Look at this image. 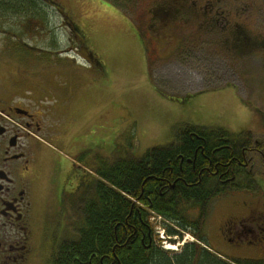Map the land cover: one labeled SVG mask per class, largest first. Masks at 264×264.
<instances>
[{
  "label": "rangeland",
  "instance_id": "374dc122",
  "mask_svg": "<svg viewBox=\"0 0 264 264\" xmlns=\"http://www.w3.org/2000/svg\"><path fill=\"white\" fill-rule=\"evenodd\" d=\"M51 1L80 31L71 30L60 12L46 7L58 45L55 51L64 59L66 54L74 57L67 58L71 62L59 63L68 71H55L54 60L37 62L40 66L13 60L0 64V88L21 96L33 89V98L42 99L48 107L52 105L50 85H54V78L59 91H73L71 105L81 111L89 144L94 145L95 153H89L93 155L90 171L99 159L139 158L151 148L170 143L179 124L263 133L257 112H264V0H176L179 12L169 35L156 15L166 0H111L133 23L142 41L126 19L103 8L98 0ZM3 35L0 29V44L4 43ZM178 38L181 47L173 51ZM168 41L169 45H164ZM49 42L41 39L36 44L45 50L51 48ZM74 44L86 55L90 51L99 65L77 56ZM39 54L33 52V58ZM46 57L53 59L52 55ZM32 64L48 69V75L34 76ZM234 197L235 203L248 198L242 194ZM225 202L217 198L210 206L204 228L210 250L221 258L264 259L250 249L224 242L220 227L230 216L241 214L231 211L228 200ZM80 203L67 205L64 213L67 211L69 220L61 219L63 210L57 212L54 205L46 219L48 229L77 230L82 222ZM40 224L45 226L43 221ZM172 239L174 243L162 246L173 253L194 241L185 233Z\"/></svg>",
  "mask_w": 264,
  "mask_h": 264
},
{
  "label": "trees",
  "instance_id": "16d2710c",
  "mask_svg": "<svg viewBox=\"0 0 264 264\" xmlns=\"http://www.w3.org/2000/svg\"><path fill=\"white\" fill-rule=\"evenodd\" d=\"M104 1L117 6L111 0ZM46 7L60 12L64 24L80 32L51 0H0V21L9 25L5 28L0 22L4 31L0 64L13 60L39 64L54 60L56 71L64 69V65H59L61 61L73 58L66 54L64 59L55 51L58 45ZM40 37L49 40L52 49L38 48L36 42ZM75 50H79L77 45ZM37 51L40 54L33 58V52ZM46 55H52L53 59ZM87 55L90 58L84 59L86 62L99 65L90 51ZM38 63L35 66H40ZM33 68L30 71L34 76L48 75V69ZM222 135L226 137L228 131L179 124L173 129L170 143L151 148L139 158L128 156L114 162L100 159L95 162L91 170L95 177L92 194L80 208L82 222L77 228L80 239L64 244L55 264H264V259L221 258L210 250L204 237L213 200L242 192L207 181L215 168L224 172L237 159L236 154L230 155L227 150L210 153L207 144ZM152 214L161 217L166 237L181 238L185 233L194 241L183 244L176 253L162 249L161 243H156L149 220Z\"/></svg>",
  "mask_w": 264,
  "mask_h": 264
},
{
  "label": "flooded vegetation",
  "instance_id": "af4514ba",
  "mask_svg": "<svg viewBox=\"0 0 264 264\" xmlns=\"http://www.w3.org/2000/svg\"><path fill=\"white\" fill-rule=\"evenodd\" d=\"M175 4L178 1L166 0L156 10L168 35L179 12ZM180 47L178 38L173 51ZM80 48L76 55L89 60ZM67 71L64 67L62 72ZM55 80L49 107L33 98V89L21 96L0 88V264H55L63 245L80 239L78 230H50L46 221L54 205L57 212L63 210L61 219L69 220L67 205L81 201V206L88 199L93 177L89 153H95L81 111L71 105L75 93L59 91ZM257 113L263 133L228 131L207 144L210 153L227 150L237 158L224 172L215 168L207 181L242 189L222 198L231 211L241 214L226 219L220 232L224 242L264 258V112ZM238 194L248 196L247 201H232Z\"/></svg>",
  "mask_w": 264,
  "mask_h": 264
},
{
  "label": "crops",
  "instance_id": "0c3cea01",
  "mask_svg": "<svg viewBox=\"0 0 264 264\" xmlns=\"http://www.w3.org/2000/svg\"><path fill=\"white\" fill-rule=\"evenodd\" d=\"M99 3L102 4L103 8H106L107 10H110L112 12H114L115 14H117L118 16H120L121 18H124L127 20L128 23L131 24V27L133 28V30L135 31L137 37L140 39V41H142V36L140 35V33H138V30L136 29V27L133 25V23L131 21H129L119 10H117L114 6L107 4L106 1L104 0H98ZM106 4V5H105Z\"/></svg>",
  "mask_w": 264,
  "mask_h": 264
},
{
  "label": "built area",
  "instance_id": "2783aa9c",
  "mask_svg": "<svg viewBox=\"0 0 264 264\" xmlns=\"http://www.w3.org/2000/svg\"><path fill=\"white\" fill-rule=\"evenodd\" d=\"M151 221L155 224V230L157 233H159L162 236V230L160 228L161 225V218L157 216L151 217Z\"/></svg>",
  "mask_w": 264,
  "mask_h": 264
},
{
  "label": "water",
  "instance_id": "95a60500",
  "mask_svg": "<svg viewBox=\"0 0 264 264\" xmlns=\"http://www.w3.org/2000/svg\"><path fill=\"white\" fill-rule=\"evenodd\" d=\"M168 242H169V243H174L175 240H173V239H168Z\"/></svg>",
  "mask_w": 264,
  "mask_h": 264
},
{
  "label": "bare ground",
  "instance_id": "6f19581e",
  "mask_svg": "<svg viewBox=\"0 0 264 264\" xmlns=\"http://www.w3.org/2000/svg\"><path fill=\"white\" fill-rule=\"evenodd\" d=\"M224 133H225V132H224ZM226 133H227V132H226ZM172 247H173V246H169L168 249H173ZM221 260H222V259H221Z\"/></svg>",
  "mask_w": 264,
  "mask_h": 264
}]
</instances>
